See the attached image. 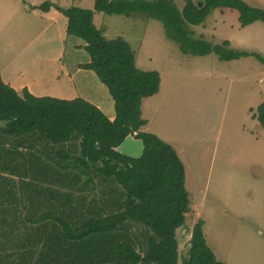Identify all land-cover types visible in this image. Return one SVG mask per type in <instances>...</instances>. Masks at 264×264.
<instances>
[{"label": "trees", "instance_id": "16d2710c", "mask_svg": "<svg viewBox=\"0 0 264 264\" xmlns=\"http://www.w3.org/2000/svg\"><path fill=\"white\" fill-rule=\"evenodd\" d=\"M93 1L98 13H145L159 21L184 55L213 53L221 62L254 57L264 64L257 54L194 38L189 30L215 9L237 11L241 28L264 24V10L242 0H182V9L170 0ZM51 8L66 18L67 36L83 42L89 59L80 68L106 87L114 119L82 98L18 94L0 76V237L25 223L21 216L36 215L58 231L50 241L56 251L47 242L50 252L40 256L47 264H226L207 246L202 220L179 256L176 231L190 211L184 166L168 143L140 132L146 125L141 104L158 93L159 73L140 70L123 38L106 39L91 10L37 7ZM255 118L264 127V104ZM130 135L142 143L138 157L117 151Z\"/></svg>", "mask_w": 264, "mask_h": 264}, {"label": "rangeland", "instance_id": "374dc122", "mask_svg": "<svg viewBox=\"0 0 264 264\" xmlns=\"http://www.w3.org/2000/svg\"><path fill=\"white\" fill-rule=\"evenodd\" d=\"M242 1L264 10V0ZM45 2L91 10L106 39L123 38L140 70L159 73L158 93L141 105L146 125L140 132L168 143L184 166L190 211L176 231L180 258L202 220L206 244L219 261L264 264V127L255 118L264 104V64L254 57L221 62L213 53L184 55L159 21L145 13H98L93 0H0L3 80L29 85L37 97L85 99L109 120L114 108L108 90L93 71L80 68L89 59L83 42L67 36V20L56 9H37ZM238 17L237 11L215 9L189 30L194 38L228 41L231 49L264 59V24L241 28ZM117 151L138 157L142 143L130 135Z\"/></svg>", "mask_w": 264, "mask_h": 264}, {"label": "crops", "instance_id": "0c3cea01", "mask_svg": "<svg viewBox=\"0 0 264 264\" xmlns=\"http://www.w3.org/2000/svg\"><path fill=\"white\" fill-rule=\"evenodd\" d=\"M1 79L16 92L20 89H26L35 96L34 89L29 85L25 86L23 83L15 86L9 81L3 80L2 77ZM56 189H58L57 186ZM20 218L25 223L12 229L13 231L6 232L4 230L2 232L0 237V264H47V262H40V256L42 253L50 252L47 242L52 246L50 241L55 240L58 236L57 227L52 225L51 222H47L48 225L42 224L41 219L36 215L28 216V221L25 220L24 216ZM7 220H10V218H7ZM16 221L20 220L17 219ZM51 237L53 239H50ZM50 248H53V246ZM53 249L56 251V248Z\"/></svg>", "mask_w": 264, "mask_h": 264}]
</instances>
